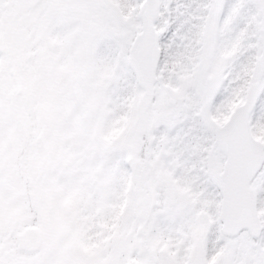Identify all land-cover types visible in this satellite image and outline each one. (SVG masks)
<instances>
[{"label": "snow or ice", "instance_id": "obj_1", "mask_svg": "<svg viewBox=\"0 0 264 264\" xmlns=\"http://www.w3.org/2000/svg\"><path fill=\"white\" fill-rule=\"evenodd\" d=\"M0 264H264V0H0Z\"/></svg>", "mask_w": 264, "mask_h": 264}]
</instances>
